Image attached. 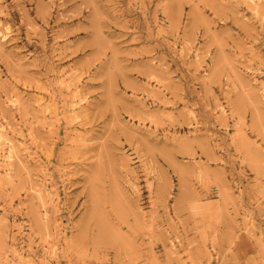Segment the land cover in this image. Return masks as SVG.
Listing matches in <instances>:
<instances>
[{
	"label": "rangeland",
	"instance_id": "374dc122",
	"mask_svg": "<svg viewBox=\"0 0 264 264\" xmlns=\"http://www.w3.org/2000/svg\"><path fill=\"white\" fill-rule=\"evenodd\" d=\"M0 264H264V0H0Z\"/></svg>",
	"mask_w": 264,
	"mask_h": 264
},
{
	"label": "bare ground",
	"instance_id": "6f19581e",
	"mask_svg": "<svg viewBox=\"0 0 264 264\" xmlns=\"http://www.w3.org/2000/svg\"><path fill=\"white\" fill-rule=\"evenodd\" d=\"M2 142V141H1Z\"/></svg>",
	"mask_w": 264,
	"mask_h": 264
}]
</instances>
